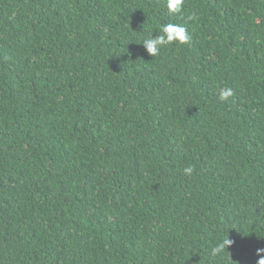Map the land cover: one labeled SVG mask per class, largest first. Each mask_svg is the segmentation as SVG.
<instances>
[{"label": "trees", "instance_id": "1", "mask_svg": "<svg viewBox=\"0 0 264 264\" xmlns=\"http://www.w3.org/2000/svg\"><path fill=\"white\" fill-rule=\"evenodd\" d=\"M164 4L0 0V264H256L264 0Z\"/></svg>", "mask_w": 264, "mask_h": 264}, {"label": "clouds", "instance_id": "2", "mask_svg": "<svg viewBox=\"0 0 264 264\" xmlns=\"http://www.w3.org/2000/svg\"><path fill=\"white\" fill-rule=\"evenodd\" d=\"M164 7L167 10L169 17H178L184 14L185 0H165ZM196 19L194 14L187 16L188 21ZM192 41V35L189 32L187 24L182 23H161L156 30L152 32L149 30L147 36L139 42L142 45L146 53L155 58L161 54L162 49L173 45H185ZM234 95L233 89L229 87L220 88L217 92L219 101H227L229 97ZM195 171L194 166L189 165L183 169L185 176H191ZM234 241L227 235L226 238H221L220 241L211 247V256L219 257L229 246L233 245ZM258 259L256 264H264V248H258L256 251Z\"/></svg>", "mask_w": 264, "mask_h": 264}]
</instances>
